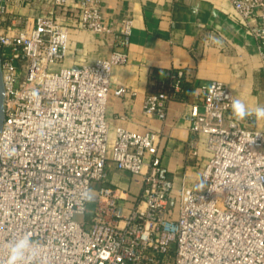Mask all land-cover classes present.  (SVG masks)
<instances>
[{"label":"built area","instance_id":"1","mask_svg":"<svg viewBox=\"0 0 264 264\" xmlns=\"http://www.w3.org/2000/svg\"><path fill=\"white\" fill-rule=\"evenodd\" d=\"M47 1V14L32 23L12 15L0 33V264L7 242L25 233L42 245L34 264H264V131L235 119L230 88L221 81L201 87L186 148L197 158L200 143L208 153L203 188L182 185L173 196L158 133L116 127L108 155L107 97L131 94L110 80L113 66L127 60L131 20L103 17L102 0ZM229 1L264 69V0ZM3 12L0 6V22ZM72 25L113 49L107 59L51 70L65 58ZM184 81L181 69L170 70L143 110L164 119ZM109 162L140 177L137 197L104 185ZM94 184L95 199L83 203Z\"/></svg>","mask_w":264,"mask_h":264},{"label":"crops","instance_id":"2","mask_svg":"<svg viewBox=\"0 0 264 264\" xmlns=\"http://www.w3.org/2000/svg\"><path fill=\"white\" fill-rule=\"evenodd\" d=\"M67 2L71 7L79 6V0ZM0 6L4 8L0 33L12 15L26 17L32 23L37 15L53 9L47 0H0ZM197 7L199 10L194 11ZM101 13L117 25L124 19L132 22L129 44L124 48L127 60L111 71V85L127 86L131 94L118 97L111 92L107 97L108 155L116 127L139 134L156 132L158 155L173 182V196L182 185L201 190L200 168L208 153L200 143L197 158L187 152L190 108L197 105L201 109V87L212 81L223 82L234 99H241L249 108L264 105V69L256 41L232 18L229 0H102ZM211 37L221 43H214ZM112 49L110 43H96L92 32L72 25L65 58L52 68L92 64L107 59ZM173 69L184 72V89L179 97L167 102L165 118L159 119L143 110V102ZM243 123L264 131V119L250 116ZM104 185L133 199L140 193L141 179L109 162ZM98 186L94 184L92 190Z\"/></svg>","mask_w":264,"mask_h":264},{"label":"clouds","instance_id":"3","mask_svg":"<svg viewBox=\"0 0 264 264\" xmlns=\"http://www.w3.org/2000/svg\"><path fill=\"white\" fill-rule=\"evenodd\" d=\"M198 7L194 11H198ZM214 43L220 44L218 38L211 37ZM232 115L236 120H244L247 117L254 116L256 119H264V105H257L254 108H249L239 98L231 101ZM94 200L92 190L89 189L86 198L82 201L88 203ZM7 257L2 264H34L39 257L42 245L32 239V237L25 233L7 242Z\"/></svg>","mask_w":264,"mask_h":264},{"label":"water","instance_id":"4","mask_svg":"<svg viewBox=\"0 0 264 264\" xmlns=\"http://www.w3.org/2000/svg\"><path fill=\"white\" fill-rule=\"evenodd\" d=\"M1 69L2 68H1V56H0V130L4 119V90H5L2 82Z\"/></svg>","mask_w":264,"mask_h":264},{"label":"rangeland","instance_id":"5","mask_svg":"<svg viewBox=\"0 0 264 264\" xmlns=\"http://www.w3.org/2000/svg\"><path fill=\"white\" fill-rule=\"evenodd\" d=\"M50 69L53 70L52 67H51ZM92 194H93L94 199H95L96 191H95V190H92ZM125 206H126V208H125L124 214H125V215H128L129 212H130V209H131V205L126 204ZM75 218H76V219H79V217H75Z\"/></svg>","mask_w":264,"mask_h":264},{"label":"trees","instance_id":"6","mask_svg":"<svg viewBox=\"0 0 264 264\" xmlns=\"http://www.w3.org/2000/svg\"><path fill=\"white\" fill-rule=\"evenodd\" d=\"M183 89H184V83H183V86H182V91H181V93L178 95V97L182 94Z\"/></svg>","mask_w":264,"mask_h":264}]
</instances>
